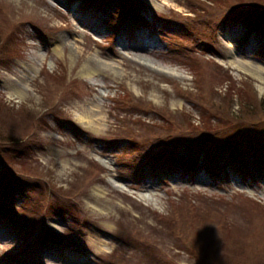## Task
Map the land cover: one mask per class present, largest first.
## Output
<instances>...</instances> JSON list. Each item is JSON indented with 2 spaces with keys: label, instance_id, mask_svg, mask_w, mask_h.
<instances>
[{
  "label": "rangeland",
  "instance_id": "1",
  "mask_svg": "<svg viewBox=\"0 0 264 264\" xmlns=\"http://www.w3.org/2000/svg\"><path fill=\"white\" fill-rule=\"evenodd\" d=\"M258 68L264 0H0V264H264Z\"/></svg>",
  "mask_w": 264,
  "mask_h": 264
},
{
  "label": "trees",
  "instance_id": "2",
  "mask_svg": "<svg viewBox=\"0 0 264 264\" xmlns=\"http://www.w3.org/2000/svg\"><path fill=\"white\" fill-rule=\"evenodd\" d=\"M239 12H241V11H239ZM235 14L237 13V12H234ZM239 14V13H238ZM237 14V15H238ZM237 15H235V16H237ZM196 85V84H195ZM201 89H202V87H200ZM197 90V92H198V89H196ZM203 90V89H202ZM203 92V99L202 98H200V99H202V100H204V101H202V103H203V105L205 106L204 108L206 109V111H209V114L210 115H214V117L215 116H218L220 119H229L230 121H233V120H231L228 116H229V109H227V108H224V110H222V107H220V110H221V112H222V115H217L218 113H219V108L217 109L216 108V106L214 107L213 106V100H211V97H210V95L211 94H209V88H205L204 89V91H202ZM205 102V103H204ZM240 104L242 105V106H246L243 102H240ZM214 105H216V104H214ZM203 107V106H202ZM233 118V117H232ZM166 121L168 122V123H172V121L171 120H169L168 118L166 119ZM190 123L191 122H187V124L189 125V127H190ZM197 125V124H196ZM221 126H219V125H217V124H213V123H211V121H210V119H208V120H205L204 122H203V126H201V127H199V126H195V125H193L192 126V128L193 129H196V130H194V131H197V130H202V131H206V132H210V131H215V130H219V128H220ZM130 139H132L133 140V138L132 137H130ZM217 250V249H216ZM199 257V256H198ZM237 262H239V258H238V260H237ZM199 264H200V262H198ZM201 264H203V261H202V263Z\"/></svg>",
  "mask_w": 264,
  "mask_h": 264
},
{
  "label": "bare ground",
  "instance_id": "3",
  "mask_svg": "<svg viewBox=\"0 0 264 264\" xmlns=\"http://www.w3.org/2000/svg\"><path fill=\"white\" fill-rule=\"evenodd\" d=\"M258 69H260V70H263L264 71V69H261V68H258ZM86 70V73L88 72V74H91L92 73V71L93 70H91V69H89V68H87V69H85ZM264 80V79H263ZM14 89V91L15 92H17L18 94H20V92L18 91V89L17 88H13Z\"/></svg>",
  "mask_w": 264,
  "mask_h": 264
}]
</instances>
